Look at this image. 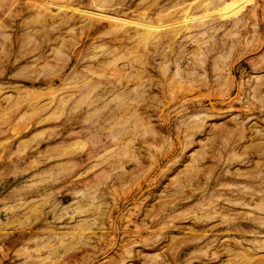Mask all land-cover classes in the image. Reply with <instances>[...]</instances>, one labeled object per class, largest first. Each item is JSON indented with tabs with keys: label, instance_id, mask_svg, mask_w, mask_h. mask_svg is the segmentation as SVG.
Listing matches in <instances>:
<instances>
[{
	"label": "rangeland",
	"instance_id": "1",
	"mask_svg": "<svg viewBox=\"0 0 264 264\" xmlns=\"http://www.w3.org/2000/svg\"><path fill=\"white\" fill-rule=\"evenodd\" d=\"M0 264H264V0H0Z\"/></svg>",
	"mask_w": 264,
	"mask_h": 264
}]
</instances>
